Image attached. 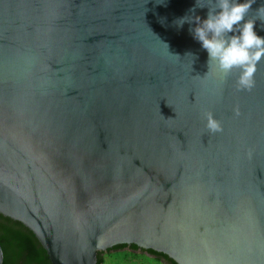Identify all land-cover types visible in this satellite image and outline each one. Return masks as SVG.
Masks as SVG:
<instances>
[{
	"label": "water",
	"instance_id": "obj_1",
	"mask_svg": "<svg viewBox=\"0 0 264 264\" xmlns=\"http://www.w3.org/2000/svg\"><path fill=\"white\" fill-rule=\"evenodd\" d=\"M195 2L0 0V213L52 264H264V58L250 90L208 63Z\"/></svg>",
	"mask_w": 264,
	"mask_h": 264
},
{
	"label": "clouds",
	"instance_id": "obj_2",
	"mask_svg": "<svg viewBox=\"0 0 264 264\" xmlns=\"http://www.w3.org/2000/svg\"><path fill=\"white\" fill-rule=\"evenodd\" d=\"M254 0H209L202 4L196 0L189 10L190 14L178 18L173 23L182 28L190 25L189 32L208 53V63L217 61L220 69L227 75L239 69L238 83L241 89H251L257 64L264 58V36L257 34L256 21L246 19ZM207 8V18L197 15V9ZM264 13V5L257 9ZM264 22V17H260ZM187 55H194L188 53ZM196 58V57H194ZM206 127L215 133L222 126L212 113L207 114Z\"/></svg>",
	"mask_w": 264,
	"mask_h": 264
},
{
	"label": "trees",
	"instance_id": "obj_3",
	"mask_svg": "<svg viewBox=\"0 0 264 264\" xmlns=\"http://www.w3.org/2000/svg\"><path fill=\"white\" fill-rule=\"evenodd\" d=\"M0 242L4 251L3 264H52L46 250L35 234L23 223L0 213ZM125 244L114 246L123 248ZM134 248H138L132 244ZM158 258H164L169 264H178L168 255L149 249ZM104 251L98 253L97 264H105Z\"/></svg>",
	"mask_w": 264,
	"mask_h": 264
},
{
	"label": "rangeland",
	"instance_id": "obj_4",
	"mask_svg": "<svg viewBox=\"0 0 264 264\" xmlns=\"http://www.w3.org/2000/svg\"><path fill=\"white\" fill-rule=\"evenodd\" d=\"M105 264H164L156 259L127 249L104 252Z\"/></svg>",
	"mask_w": 264,
	"mask_h": 264
},
{
	"label": "flooded vegetation",
	"instance_id": "obj_5",
	"mask_svg": "<svg viewBox=\"0 0 264 264\" xmlns=\"http://www.w3.org/2000/svg\"><path fill=\"white\" fill-rule=\"evenodd\" d=\"M119 249H127V250H129V251H135V252H138L139 254H142V255H146V256L152 257V258L156 259L157 261L162 262V263H164V264H169V262H167L164 258H158L157 255L152 254L149 250H146V249H140V248H134V247L132 246V244H131V245H127V244H125V245L123 246V248H117L116 250H119ZM114 250H115V249H114V247H113V248L109 249V250L106 251V252H110V251H114Z\"/></svg>",
	"mask_w": 264,
	"mask_h": 264
},
{
	"label": "crops",
	"instance_id": "obj_6",
	"mask_svg": "<svg viewBox=\"0 0 264 264\" xmlns=\"http://www.w3.org/2000/svg\"><path fill=\"white\" fill-rule=\"evenodd\" d=\"M119 250H123V249H119ZM108 253H110V252H108Z\"/></svg>",
	"mask_w": 264,
	"mask_h": 264
}]
</instances>
